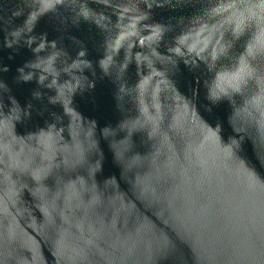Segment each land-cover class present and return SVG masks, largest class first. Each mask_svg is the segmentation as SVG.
Returning <instances> with one entry per match:
<instances>
[{
  "label": "water",
  "instance_id": "95a60500",
  "mask_svg": "<svg viewBox=\"0 0 264 264\" xmlns=\"http://www.w3.org/2000/svg\"><path fill=\"white\" fill-rule=\"evenodd\" d=\"M0 264H264V0H0Z\"/></svg>",
  "mask_w": 264,
  "mask_h": 264
}]
</instances>
